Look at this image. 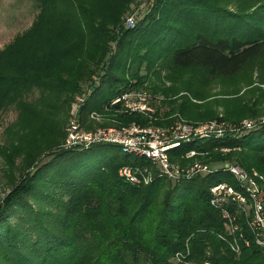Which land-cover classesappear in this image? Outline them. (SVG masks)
Returning <instances> with one entry per match:
<instances>
[{
	"label": "trees",
	"instance_id": "16d2710c",
	"mask_svg": "<svg viewBox=\"0 0 264 264\" xmlns=\"http://www.w3.org/2000/svg\"><path fill=\"white\" fill-rule=\"evenodd\" d=\"M129 1L34 0L38 11L29 27L0 48V110L15 105L18 111L7 129L5 161L19 173L0 199V264H264L243 214L230 233L209 190L218 181L238 187L223 167L232 163L262 173L256 180L264 194V118L246 127L242 119L260 116L256 104H226L218 115L193 100L264 56V0H153L131 27L121 20ZM163 71L174 84L165 85ZM145 81L165 96L167 113L225 121L223 134L170 151L182 164L188 160L180 154L190 148L210 153L209 171L171 179L153 168L151 180L135 183L118 170L142 168L147 159L93 152L115 143L60 145L66 120L58 111L73 93L87 87L81 119L103 106L119 111L111 99ZM34 89L36 96L27 97ZM181 91L188 94L173 98ZM115 116L126 124H163L136 111ZM233 237L238 251L230 246Z\"/></svg>",
	"mask_w": 264,
	"mask_h": 264
},
{
	"label": "built area",
	"instance_id": "2783aa9c",
	"mask_svg": "<svg viewBox=\"0 0 264 264\" xmlns=\"http://www.w3.org/2000/svg\"><path fill=\"white\" fill-rule=\"evenodd\" d=\"M134 21L131 14L126 17L124 25L131 27L134 25ZM84 97L81 96L72 113L73 115L66 125V135L61 146L63 148L88 146L96 142L118 144L122 151L143 157L149 162V165L142 168L129 164L122 165L119 168L120 175L135 183L141 181L146 183L151 180L153 168H157L159 174L164 173L171 179L178 176L192 175L198 171H209L208 164L197 161L190 163L188 166H178L176 163H172L170 161V151L173 148L180 147L192 138L205 137L211 134L221 135L227 128L225 121L210 120L201 124L178 121L168 126L131 122L121 126L81 129L79 110L85 99ZM147 99L146 92L123 91L113 97L110 103L119 102L121 104L119 111H136L154 118L153 109L148 104ZM93 114H96V112L91 111L90 115ZM243 124L249 127L252 125V121L246 120ZM226 149L223 148V150ZM200 153L204 152L190 148L180 156L187 157ZM223 167L233 173L238 187L227 181H218L210 185V202L220 208L222 215L227 220L225 221L226 229L232 234L239 230V225L236 223L237 213H242L245 222L249 226L254 243L264 252V194L255 179L256 172L251 174L239 165L232 163H224ZM239 234L243 241L248 244L249 239L244 237L242 233ZM230 246L238 251L239 244L235 237H233ZM178 256L179 254H176V260ZM184 264L192 263L187 260L184 261ZM201 264H210V262L204 261Z\"/></svg>",
	"mask_w": 264,
	"mask_h": 264
},
{
	"label": "rangeland",
	"instance_id": "374dc122",
	"mask_svg": "<svg viewBox=\"0 0 264 264\" xmlns=\"http://www.w3.org/2000/svg\"><path fill=\"white\" fill-rule=\"evenodd\" d=\"M153 0H130L127 4V9L123 12L121 20L124 22L126 17L133 15L134 20L145 13L147 9L151 6ZM246 0H227L228 3L244 4ZM38 11L37 5L34 0H0V48L9 43L16 34L24 31L29 27L30 23L34 19ZM143 52V49H142ZM143 64V62L141 63ZM167 71L161 72V79L164 81L165 85L174 84L173 81L169 79H164V76L167 74ZM188 76V73H184ZM264 56L259 58L258 62H252L245 67L243 73L236 76L233 81L224 82L221 80L214 81L213 84L209 85V92L201 100H195L199 104L207 103V109H214L218 115H221L226 104L230 106H236L245 101L248 104L254 106L256 104L259 107L260 116L255 118H244L242 122L246 120L257 121L260 118H264ZM155 82L158 80L153 79ZM97 82V79H96ZM151 87V82L145 81V87L140 86L131 88L130 90L124 91H141L146 92L147 102L152 107L153 113L157 110V115H154V119L163 121L161 125H170L174 122L185 121L192 123H205L214 119H202V120H191L184 116L181 112L177 110H172L169 113L167 111L171 107L167 102L165 103V96L159 90H149ZM85 90L77 93H73L71 96V101L68 103V106L62 108V111H58L60 116L64 111L65 124L63 127L64 134L66 135V125L69 122L70 117L73 115L76 108V104L80 100L81 96H85L88 93L87 87L84 85ZM151 89V88H150ZM123 92V91H122ZM181 94H188L185 91L179 92L173 98H177ZM36 96V89L31 91L27 97ZM28 98V99H31ZM229 106V107H230ZM256 108V106H254ZM66 109V110H65ZM204 110V111H205ZM91 111H95L96 114L90 115ZM120 111L111 110L110 107L103 106L101 110L89 109L85 116L81 117V129H96L105 126H121L127 125L129 123H123L116 118L115 115ZM262 114V115H261ZM18 111L15 105L9 106L7 109L0 110V199L9 191L10 187L14 182L19 178L18 168L16 166L10 165L5 161V156L7 154V144L10 140L7 129L12 127V125L17 120ZM63 115V114H62ZM257 119V120H256ZM91 125V126H90ZM90 126V127H89ZM62 143V142H61ZM61 145V144H60ZM99 150H105L107 156L119 153L122 154L123 151L119 145H102L97 149H94L93 152H99ZM210 158V153H200L194 154L193 156L179 157V159L184 158L188 161L185 164L177 161L176 158L173 160L170 159L172 163H176L178 166H188L190 163L197 161L201 163H206L204 158ZM18 161V158L16 159ZM250 172H256V177L258 179L263 178V174L259 173L256 169H250ZM234 178V176L232 175ZM257 181V180H256ZM258 183V182H257ZM259 184V183H258ZM261 187V186H260Z\"/></svg>",
	"mask_w": 264,
	"mask_h": 264
}]
</instances>
